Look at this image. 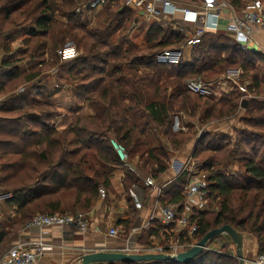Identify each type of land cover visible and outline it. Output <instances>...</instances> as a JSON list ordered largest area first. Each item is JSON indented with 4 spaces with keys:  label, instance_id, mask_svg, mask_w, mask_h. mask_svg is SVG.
<instances>
[{
    "label": "trees",
    "instance_id": "obj_1",
    "mask_svg": "<svg viewBox=\"0 0 264 264\" xmlns=\"http://www.w3.org/2000/svg\"><path fill=\"white\" fill-rule=\"evenodd\" d=\"M88 1L0 0V192L9 195L2 204L5 209L17 214L10 228L0 223V259L13 236L36 213H83L99 198V188L109 190V174L123 169L111 139L124 147L131 162L137 159L140 172L157 178L167 169L171 153L161 144L152 146L150 132L179 150L197 133L190 123L187 132H173V119L179 114L200 127L237 117L241 92L231 90L215 99L192 93L185 85L195 77L213 81L227 69L242 71L240 82L251 97L245 99L241 125L233 128L232 136L206 132L194 141L192 158L206 172L210 206L191 217L197 230L190 240L197 243L209 231L229 225L254 237L257 256L264 254V77L258 75L256 65L262 56L223 33H209L191 47L188 61L159 65L157 53L180 49L185 36L153 22L144 33V44L136 46L126 38L128 27L137 20L133 11L118 0H106L103 20L88 28L76 11ZM227 1L238 11L245 6L244 0ZM57 16L69 24L68 34L81 55L69 61L57 57L49 68L57 64L63 68L72 96L93 109L87 115L70 110L62 131L51 126L57 115L53 91L44 95L39 78L45 70L41 69L46 63L44 50L49 43H61L62 30L54 32L52 25ZM115 33L121 35L116 40ZM38 37L44 42H37ZM19 38L21 47L12 49ZM21 107L26 110L18 111ZM139 112L145 114L142 126L133 121ZM232 165L240 171L229 170ZM181 190L173 185L162 205L179 204ZM158 233L152 234L160 237ZM229 242L225 236L221 249H203L184 264H239L227 251Z\"/></svg>",
    "mask_w": 264,
    "mask_h": 264
},
{
    "label": "built area",
    "instance_id": "obj_2",
    "mask_svg": "<svg viewBox=\"0 0 264 264\" xmlns=\"http://www.w3.org/2000/svg\"><path fill=\"white\" fill-rule=\"evenodd\" d=\"M121 5L133 11L137 20H159L168 22L173 30L181 33L186 38V43L180 49H163L155 56V63L159 65L178 64L184 58V51L188 46L197 45L201 42L202 36L208 33H221L220 19L221 11L226 10L228 17L224 22V33L227 34L241 47L248 48L257 28L264 27V2L262 0H248L246 6L235 15L233 7L222 0H200L198 3H187L175 0H118ZM106 0H90L85 5L76 9L79 13L93 11L102 7ZM189 35V36H188ZM58 55L67 60L76 55L74 47L69 46L58 50ZM242 71L240 69H227L223 79L236 84L243 98L247 97L245 83L240 82ZM221 81H206L201 78H189L185 81L186 88L201 96H215ZM219 93V92H218ZM110 144L115 150L118 159L123 164V168L139 177L140 173L134 163L130 161L124 147L113 139ZM176 174L181 175L185 171H190L193 165L188 167L180 160L172 158L169 165ZM144 183L152 188L161 190L156 185L155 180L146 177ZM208 183L206 174H202L196 181L182 186L181 194L183 200L179 204H167L158 206L160 223L165 229L158 241L150 242L144 246L126 247L124 253H153L176 256L186 251L196 244L191 241L197 230V225L191 222V217L203 211L209 210L208 205ZM9 195L0 192V203ZM99 196H105V190L99 188ZM181 208V212L179 209ZM49 226H70L80 231L87 230V222L83 213H36L26 224L24 229L41 230ZM135 228L130 230L132 236ZM118 228L115 226L107 229V235L117 237ZM22 234V233H21ZM50 248L41 239L37 241H27L21 237L6 249L0 259V264H41V258L45 251ZM209 250H212L208 247ZM228 252L235 257V250L228 249ZM251 264H264V254L258 255Z\"/></svg>",
    "mask_w": 264,
    "mask_h": 264
},
{
    "label": "crops",
    "instance_id": "obj_3",
    "mask_svg": "<svg viewBox=\"0 0 264 264\" xmlns=\"http://www.w3.org/2000/svg\"><path fill=\"white\" fill-rule=\"evenodd\" d=\"M222 1L228 3L227 0ZM247 1L248 0H244L245 6ZM233 9L235 10V15L241 11L236 10L234 7ZM227 17L228 12L226 10L221 11V19L219 21L220 28L221 33L226 36L228 35L224 33L223 29ZM245 49L258 53L262 56L261 59H264V27L255 30L250 46ZM258 63L264 64V60ZM224 90L225 88L223 91ZM245 95L247 97L241 99V102L251 97V95L247 94V90ZM175 118L178 120V116ZM144 119L145 114L142 112L137 113L133 117V121L140 126L144 123ZM177 123V121H174L172 125V130L175 133L182 129L177 128ZM148 140L152 146L161 144L171 153L167 169L160 176L155 178L149 174L140 172L137 168V159L135 158L132 162L140 173L141 178L135 177L124 168L113 170L108 177L110 188L105 191V196H99L91 208L83 212V217L88 225L86 231H80L70 226H49L40 231L24 229L23 227L13 236L11 244L17 239L18 233L27 241L34 242L41 239L46 244L50 245V248L44 252L41 258V264H79V259L84 253L101 250L126 252L124 251L126 247L144 246L148 245L150 242L158 241L160 237L152 233L159 232L158 234L161 236V233L165 230L160 223V215L158 213V206L163 204L162 201L165 192L170 190L175 184L182 187L185 184L194 182L202 174H206V172L201 168L200 162L192 158V143H187L179 150H174L164 138L153 132L149 133ZM172 158L184 161L189 160L193 168L190 169V171L183 172L181 175H176L169 167ZM229 169L233 172L240 171L236 165L230 166ZM146 177L154 179L156 185L161 187V190L159 191L147 186L144 183V178ZM3 201L0 203V223L5 229H8L12 225V222L17 219V214L13 209H5V205H2ZM211 210H217V207L214 206ZM124 221H126V224ZM112 226L117 227L119 230L117 237H110L107 235V229ZM133 228L136 230L132 236H129L130 230ZM224 236L223 238H225ZM242 242L245 264H251L250 261L257 257V242L254 237L245 233H242ZM230 246L235 250L231 240L229 242V247ZM209 248L212 250L218 249L210 245Z\"/></svg>",
    "mask_w": 264,
    "mask_h": 264
},
{
    "label": "rangeland",
    "instance_id": "obj_4",
    "mask_svg": "<svg viewBox=\"0 0 264 264\" xmlns=\"http://www.w3.org/2000/svg\"><path fill=\"white\" fill-rule=\"evenodd\" d=\"M262 2H264V0H262ZM119 4L121 5V2H119ZM105 11H106L105 7L103 6V7L96 9V10H93V11H86L84 13H78L80 16V17L78 16L79 21L82 22L83 24H85L88 28H94L99 24V22L101 20H103ZM153 22L159 23L160 26L163 28H170L171 30H173L171 25L165 21H159L156 19H154V20L152 19L150 21H145V20L139 19V20L135 21L134 25H132L131 27H128V30L126 32L127 41H130V43H132V44L134 43V45H136V46H139L140 44H144V33H145L146 29H148V27ZM66 23H67V21L60 16H57L55 18L52 25L55 28L54 32H56L58 29L62 30L61 31L62 35L59 36V40H58L59 42L61 41V43L59 45L58 42H56V44L55 43L54 44L49 43V41L47 42V44L49 43V45L44 50L45 52L42 55V59H44L46 61V63L44 65H42V68L39 66V68L45 69L43 71L42 76L39 77L42 79L41 84L43 87V89H42L43 94L45 95L46 93H50L51 91H53V98L52 99H53V101H55L54 107L57 109V115L54 116V118L51 120V126L54 127L55 129H57L58 131L64 130L66 125L68 124L69 118H70V110H74V111H76L82 115H87V114L93 113V109L91 108V106L88 103L80 102L77 98L72 96V94L70 92L72 88H71V85L69 84V81H66V72L64 71V69L63 68L60 69L58 67V64L49 68V65H53L54 60L57 59V57H59L60 61H69V60H72V59L76 58L77 56L81 55L79 50H77L76 47L74 46L75 44L72 42V40H71L72 38L68 34V32L70 31L69 30L70 26H69V24H66ZM28 25H30V23H28ZM31 25H33V24H31ZM26 28H28L27 25H26ZM173 31H176V30H173ZM180 35H182V34L180 33ZM120 36H121L120 34L115 33V35H113L112 38L114 40H116ZM21 39L22 38H19L13 42V44H12L13 48L12 49H16L19 46L21 47V45H22ZM36 41L37 42H42V41L44 42V39L41 37H38ZM69 46L75 48L76 55L70 59L65 60L58 55V50H61L63 48H68ZM122 47L124 48L125 45ZM40 59L41 58H39L38 61H40ZM262 60H264V59H261L258 62H261ZM258 62L256 63V65H258L257 66V73H258V75L264 77V64H262V63L259 64ZM59 64H60V62H59ZM225 72H226V70L221 71V73H219L217 78H214L215 80L221 81V83H219L220 88L217 89V94L215 96H213L215 99L220 98L224 93H227L231 90H236V91H238V93H240L239 88L236 84L223 79ZM209 81H212V80H209ZM224 88H225V90L223 91ZM20 91H22V90H19V92ZM1 107H2V99L0 98V108ZM239 108H240V111H239L240 113H238L237 117L226 119L227 121L226 120L214 121L208 126H201L200 127L196 120L189 119V118H187L181 114L178 115V118H177L178 120H176V118H174L173 122L177 121L178 122L177 128H182L180 131H184V132L188 131V128L186 127L187 124L190 123L191 125H194L193 129L196 130L197 133H196L194 140H192V142H189V143H192L191 144V147H192L194 145L195 139H197L199 136L203 135L206 132H210V133L214 132V133H218V134L222 133V134H225L228 136H232L233 135V128L239 127L241 125L238 117L243 115V111H242L243 108L242 107H239ZM22 110H26V108H24V107L18 108V111H22ZM6 115L9 117L14 116L13 113H9ZM179 160L181 161V163H184L186 167H188L192 164L189 160H185V161L181 160V159H179ZM209 206H210V204H209ZM211 207H212L211 209L214 208V206H211ZM224 235H226V234H224ZM224 235H220V236L214 238L210 242L209 245L213 246V247H217L218 249H216V250L218 251L219 249L222 248V246L225 242V238H223ZM226 237H227V235H226ZM232 248H233L232 246H230V247L228 246L229 250H231Z\"/></svg>",
    "mask_w": 264,
    "mask_h": 264
},
{
    "label": "water",
    "instance_id": "obj_5",
    "mask_svg": "<svg viewBox=\"0 0 264 264\" xmlns=\"http://www.w3.org/2000/svg\"><path fill=\"white\" fill-rule=\"evenodd\" d=\"M191 46H188L184 51V61L190 59ZM246 106V100L241 102V107ZM78 212L75 214L77 215ZM226 234L230 238L233 246L235 247V257L238 259L239 264H245V257L243 254V242L242 233L235 230L229 225H223L219 228L213 229L206 233L195 245L190 247L184 252L177 254L176 256H170L165 254H153V253H124V252H110V251H95L84 253L80 259L79 264H98L115 262H141V261H173L179 264H184L192 260L203 249H208L210 242L220 236Z\"/></svg>",
    "mask_w": 264,
    "mask_h": 264
}]
</instances>
